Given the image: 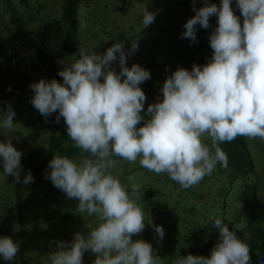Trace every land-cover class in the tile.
Segmentation results:
<instances>
[{
	"label": "clouds",
	"instance_id": "clouds-1",
	"mask_svg": "<svg viewBox=\"0 0 264 264\" xmlns=\"http://www.w3.org/2000/svg\"><path fill=\"white\" fill-rule=\"evenodd\" d=\"M236 5L242 24L231 0H220L219 7H193L195 15L185 23L182 37L195 41V26L207 29L209 17L215 15L217 27L209 36L212 57L203 66L193 64L191 71L172 72L162 85V99L149 104L146 112V96L139 85L151 78L150 72L135 63L126 66V56L138 49L135 41L128 53L123 41L103 55L80 48L79 58L58 72L62 83L41 79L30 85L33 107L45 118L58 112L55 122L62 117L74 147L89 154L78 160L55 155L49 161L47 178L77 202V213L95 218V226L85 225L86 234L58 241L49 264H84L86 251L95 255L93 264H161L150 243L132 239L151 219L138 203L139 185L132 184L129 194L112 174L118 162L139 160L141 167L167 174L188 189L218 163L227 168L228 157L219 144L237 137L264 140V0H236ZM140 12L143 28L154 22L155 12L146 6ZM117 60L119 73L110 67ZM7 108L0 113V129L8 137L0 142V163L4 178L11 175L21 182L22 153L11 143L17 131L15 112L10 104ZM205 137L210 138V147L203 142ZM31 182L27 172L22 183ZM209 221L219 231L210 256H178L173 264H251L249 245L223 219L210 216ZM154 227L162 239L163 228ZM18 250L17 242L0 237L4 261H13Z\"/></svg>",
	"mask_w": 264,
	"mask_h": 264
},
{
	"label": "trees",
	"instance_id": "trees-1",
	"mask_svg": "<svg viewBox=\"0 0 264 264\" xmlns=\"http://www.w3.org/2000/svg\"><path fill=\"white\" fill-rule=\"evenodd\" d=\"M164 1L173 8L172 14L181 16L175 22L176 25L170 28L166 25L161 27L157 25L156 28L161 30L158 39L163 40L165 37L164 40L167 41L170 34L166 33L167 30L169 32V29L184 28L187 20L195 15L193 7L199 9L207 4H216L217 7L220 5V0ZM0 4V113L6 112L9 104L15 112L13 122L17 124V131L12 134L11 143L20 152L28 146L27 154L21 156V163L30 164L31 167H28L25 174L30 172L33 177V182L23 184L24 174L21 176V182L14 180L9 189L6 185H0V237L9 234V237L19 244L15 259L7 262L0 258V264H49L48 256L57 250V242L71 241L66 238V228L60 227L62 224L58 225L55 219L53 227L41 235V241L32 240L36 238L38 232L41 234L43 229L35 227L39 225L38 223L26 226L25 216L38 213L33 222L45 218L43 217L44 212H47L45 215L50 221L57 217L58 195L62 191L47 178L50 172L48 164L53 156L61 155L76 159L89 154L74 147L73 142L67 136L66 124L62 117L59 123L55 122L59 115L58 112L45 118L33 107L31 99L34 93L30 85L41 79L46 82L54 79L62 83L58 75L59 60L51 50L58 51L57 54L62 53L73 60L79 58L80 48L88 51L87 46L82 47V39L87 40V36L82 33L78 21L82 0L61 1L60 34L57 46L56 41H53V45H45L46 33L44 32L41 38L40 32L37 39L33 37L29 24L34 19L27 15V0H0ZM231 7L242 24L243 17L236 5V0H231ZM140 15L141 12H139V17ZM50 23L49 20L45 21L46 30L49 29ZM216 27L217 17L212 15L209 17L207 29L199 24L195 26V41L179 38L178 46H185V57L188 56L190 60L200 63L211 59L212 49L209 45V36ZM36 28L41 31L39 26L36 25ZM147 29H152V27L142 28L141 32ZM126 32H130V29L121 31L114 38L115 43L122 40ZM144 109L146 112L147 108L144 107ZM141 114L144 115V113ZM142 125L143 121L137 127ZM6 139H8L6 133L0 129V142ZM26 141H29L28 144ZM218 146L226 153L228 166L224 168L219 163L216 165L221 172L227 175L226 183L221 185L217 193L219 199L216 203V211L229 230L235 231L237 237L249 245L251 264H261L264 261V140L237 137L230 143L224 142ZM3 179L7 184L8 179L4 178L3 165L0 163V180ZM157 193V189L152 186L145 187L141 191V204L150 217L151 224L146 221L144 230L132 239H141L150 243L156 255L160 257L161 264H173L178 257L176 254L183 252L193 256H210L211 249L218 240H215L212 245L203 240L208 238V235L201 231L200 223H206V219L199 212L195 214L197 219L195 225L192 224L190 228L193 238L189 243L175 247L172 245L173 248L165 247L164 239L173 235L177 230L179 234L184 233L186 223L176 217L170 220V223L159 209L160 206L153 207L151 198H155ZM200 206L198 204L197 208ZM76 207L77 202L73 204V208L76 209ZM173 211V207H170L169 213L172 214ZM180 212L186 216L185 212ZM154 226L163 228L162 239L156 233ZM216 236L219 237V233ZM92 255L93 262L95 255Z\"/></svg>",
	"mask_w": 264,
	"mask_h": 264
},
{
	"label": "rangeland",
	"instance_id": "rangeland-1",
	"mask_svg": "<svg viewBox=\"0 0 264 264\" xmlns=\"http://www.w3.org/2000/svg\"><path fill=\"white\" fill-rule=\"evenodd\" d=\"M27 1V15L34 19V21L29 24L33 37L37 39L40 32L41 38L44 32L46 33L45 45H53V41H56L57 46L59 43L58 35L60 34L59 11L62 0ZM144 6L147 7L149 12H155L156 14L154 22L148 26L152 27V29H147L141 32L143 27L140 22L141 15L139 17V12ZM173 11V8L171 6L169 7L164 0H82L78 21L82 33L87 36V40L85 39V41H83L82 39V47L87 46L89 52L95 51L97 54L103 55L106 49L115 43L114 38L121 31L130 29V32H126L125 36L120 41L124 42L125 53H128L133 41L138 44V49L132 52L131 55L126 56V66L130 68L132 64L135 63L150 72L151 78L139 85L146 96L144 103V107L146 108L149 104L159 102V100L162 99V85L166 77L170 76L172 72L178 68H184L191 71L193 64L203 66L210 61L209 59L202 61L201 63L195 62L190 60L188 56L187 60L185 57V46H178L179 38H182V34L185 31L184 28L175 30L169 29V32L167 30L166 33H170L168 41L164 40L166 39L165 37L163 40L158 39L161 30L156 28L157 25L160 27L166 25L170 28L176 25L175 22L181 17L172 14ZM47 20L51 22L50 25H48V30L44 28V23ZM36 25L40 27L41 31L36 28ZM51 52L57 55L59 61H63V63H58L60 70L64 68L66 63L73 61V59H70L62 53L57 54L58 51L51 50ZM110 67L112 70L119 73L120 66L118 60L117 62H113ZM100 79L102 82L103 78ZM60 80L63 82L62 77H60ZM28 142L29 141H26L27 144ZM203 142L205 145L209 147L211 146L210 138H203ZM27 147L24 150H21L22 155L27 154ZM78 159L79 157L74 160ZM21 165L23 170L20 175L23 176L28 167L31 166L30 164L27 165L25 162L21 163ZM112 174L117 176L120 182L126 186L129 194H131L132 184L139 185L140 193L148 186L156 188L158 193L155 195V198H151L153 201V207L160 206L159 209L168 219V222L176 217L186 223L184 233L179 234L177 230L173 235L167 236L166 239H164L165 247L168 248L170 246V248H173L179 244L189 243L193 238L190 228L191 225H195L197 221L195 218L197 212L206 219V223H200L201 231L208 235V238L203 240L206 242L208 241L211 243L210 245H212L215 243V240L219 239V237L216 236L219 231L213 227L212 222L209 221V217L220 218L219 213L216 211V203L219 199L217 193L219 188H221V185L226 183L227 175L225 172H221L217 167H215L210 175L205 176L198 184L188 189H184L178 183L172 181L167 174L156 175L155 173L141 167L139 160L135 164H130L126 161H119L117 169L112 170ZM129 177H133L134 179L129 180ZM6 178L8 179L7 184L5 183L6 180L3 179L0 180V185H6L9 189L13 184L14 178L11 175L6 176ZM58 197L59 202L57 201V203L59 206L56 207L57 217L53 220H48L49 217H46L45 215L47 212L43 213V217L45 218H40L39 221L35 222H33V219L38 213L33 215L27 214L28 217L27 215L25 216L24 223L26 226L38 223L39 225L35 227H38L41 230L43 229L42 233L40 234V232H38L36 238H33L32 240L41 241V235L44 234L43 232H47L53 227L55 219H57L58 225L60 223L62 224L60 227L66 228V238H69L70 240L73 239L76 232L84 234V232L87 231L85 225L88 223L91 222L93 226H95L94 217H88L86 214H79L76 212V209L73 208V204L76 203L74 199L67 198L63 192L59 194ZM141 200L142 198L140 196L138 203L143 208ZM198 204L201 206L197 208ZM170 207H173L174 209L172 214L169 213ZM180 211H183V213L185 212L186 216H183ZM157 223L159 222L157 221ZM176 224L178 223L176 222ZM7 237H9V234ZM187 255L189 254H186L185 252L182 254H176V256ZM92 259V253L86 251L83 256L84 264H93Z\"/></svg>",
	"mask_w": 264,
	"mask_h": 264
}]
</instances>
